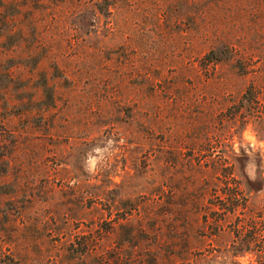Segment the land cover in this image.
<instances>
[{
	"label": "rangeland",
	"instance_id": "1",
	"mask_svg": "<svg viewBox=\"0 0 264 264\" xmlns=\"http://www.w3.org/2000/svg\"><path fill=\"white\" fill-rule=\"evenodd\" d=\"M262 129L264 0H0V264H264Z\"/></svg>",
	"mask_w": 264,
	"mask_h": 264
},
{
	"label": "trees",
	"instance_id": "2",
	"mask_svg": "<svg viewBox=\"0 0 264 264\" xmlns=\"http://www.w3.org/2000/svg\"><path fill=\"white\" fill-rule=\"evenodd\" d=\"M247 95H248L249 100L255 99L254 92H253V89L251 87H249L245 90L244 94L242 95V99H245V97H247ZM253 103H254V100H253ZM254 104L256 105L257 103L255 102ZM248 109L250 110V112H252L251 113L252 116H253V114H254V116H256V114H258V107L255 108V106H254V108H253L252 106H248ZM254 109H255V111H254ZM259 109H261V108H259ZM262 130H263L262 132H264V129H262ZM237 206L238 205H233V206L231 205V208L229 209V211H227L228 214H234Z\"/></svg>",
	"mask_w": 264,
	"mask_h": 264
}]
</instances>
